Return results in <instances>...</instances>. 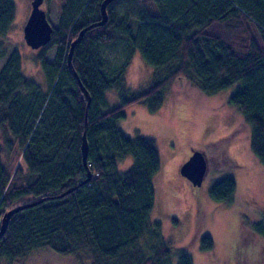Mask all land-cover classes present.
<instances>
[{
	"label": "trees",
	"instance_id": "1",
	"mask_svg": "<svg viewBox=\"0 0 264 264\" xmlns=\"http://www.w3.org/2000/svg\"><path fill=\"white\" fill-rule=\"evenodd\" d=\"M103 1L62 0L51 39L35 56L45 88L22 74L16 51L0 68V221L8 210L34 203L8 220L0 264L38 250L77 259L85 254L89 264H172L160 223L150 220L160 166L155 141L128 137L117 125L130 104L157 113L172 81H190L207 96L234 85L227 103L240 113L250 151L264 168V0H113L106 23L89 27L100 20ZM14 17V0H0V37ZM116 40L124 41L126 56L108 73L101 48ZM136 50L154 79L147 90L127 94L125 70ZM6 55L1 45L0 58ZM110 89L118 90L120 104L104 109ZM4 152L19 163L7 165ZM128 156L132 165L118 170ZM235 188L233 176L224 175L208 197L230 204ZM247 226L264 241V214ZM212 248L210 236L202 235L200 250ZM248 250H240L236 264H249ZM175 264L193 261L179 251Z\"/></svg>",
	"mask_w": 264,
	"mask_h": 264
},
{
	"label": "rangeland",
	"instance_id": "2",
	"mask_svg": "<svg viewBox=\"0 0 264 264\" xmlns=\"http://www.w3.org/2000/svg\"><path fill=\"white\" fill-rule=\"evenodd\" d=\"M30 2L14 0L13 23L6 36L0 37V46L7 52L0 58V68L7 56L16 51L22 74L45 88L46 80L35 60L38 49H31L23 39ZM61 5L62 0L43 1L42 8L51 25L56 24ZM53 54V50L48 53L49 61ZM125 56L123 40L101 48L104 69L108 73H112ZM153 79V70L140 52H132L125 70L126 93L147 90ZM233 88L234 85L207 96L190 81L175 80L165 87L163 105L157 113H149L144 104H130L124 108L125 117L117 124L128 137H148L155 141L160 166L152 179L154 205L150 220L160 223L162 236L170 245L172 264L179 251L188 253L193 264H236L242 257L241 249H249L253 254L249 264H264V241L248 231L247 226L264 214V168L250 151L249 131L240 113L227 103ZM105 100L104 109L118 106V90L105 92ZM192 150L202 151L207 163V172L199 187L192 186L179 173ZM3 159L7 165L19 163L17 155H12L11 159L4 152ZM132 163L133 158L128 156L118 162V170L124 171ZM224 175H231L235 180L230 204L215 203L208 197L209 187ZM204 234L213 241V248L208 252L200 250V237ZM80 256L77 259L38 250L14 264H89L85 254Z\"/></svg>",
	"mask_w": 264,
	"mask_h": 264
},
{
	"label": "water",
	"instance_id": "3",
	"mask_svg": "<svg viewBox=\"0 0 264 264\" xmlns=\"http://www.w3.org/2000/svg\"><path fill=\"white\" fill-rule=\"evenodd\" d=\"M44 0H31L30 2V13L29 16L23 26V39L27 46H29L33 50H37L43 46H45L51 39V34L53 31L51 23L47 19V15L45 10L42 8ZM113 0H104L100 6V20L89 27L93 26H101L104 25L107 21V13H106V6ZM88 28H84L80 31L79 36H82L83 33ZM77 40H74L70 46V50L67 56V61L70 63L72 51L76 44ZM81 90L84 91V88L81 86ZM86 127V123H85ZM81 152L82 157L85 162L86 155H87V141L85 136V131L82 136V143H81ZM207 172V163L205 156L202 151L200 150H192L191 155L189 158L180 166L179 173L182 177L188 180L192 186L199 187L201 186L205 175ZM89 180V177L86 181ZM67 192L63 193L62 195L66 194ZM34 203H27L24 205L16 206L2 215L0 221V236L4 233L7 227L8 220L10 217Z\"/></svg>",
	"mask_w": 264,
	"mask_h": 264
},
{
	"label": "flooded vegetation",
	"instance_id": "4",
	"mask_svg": "<svg viewBox=\"0 0 264 264\" xmlns=\"http://www.w3.org/2000/svg\"><path fill=\"white\" fill-rule=\"evenodd\" d=\"M191 155V153L189 154V156ZM189 158V157H188Z\"/></svg>",
	"mask_w": 264,
	"mask_h": 264
}]
</instances>
